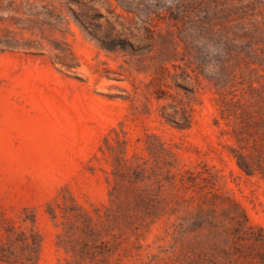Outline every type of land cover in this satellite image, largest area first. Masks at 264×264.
Instances as JSON below:
<instances>
[{
  "label": "rangeland",
  "instance_id": "obj_1",
  "mask_svg": "<svg viewBox=\"0 0 264 264\" xmlns=\"http://www.w3.org/2000/svg\"><path fill=\"white\" fill-rule=\"evenodd\" d=\"M167 6L0 0V264H264V102L222 114Z\"/></svg>",
  "mask_w": 264,
  "mask_h": 264
},
{
  "label": "trees",
  "instance_id": "obj_2",
  "mask_svg": "<svg viewBox=\"0 0 264 264\" xmlns=\"http://www.w3.org/2000/svg\"><path fill=\"white\" fill-rule=\"evenodd\" d=\"M167 3L164 18L177 28L173 35L182 44L183 56L215 88L224 107L221 113L240 110L241 114H247L249 101L257 97L264 102V85L257 91L250 86L244 88V82L239 81L242 73L251 75L264 70V0H167ZM178 23L182 28L176 26ZM199 49L205 52L210 49V59L201 57ZM236 70L242 73L237 74ZM237 156L240 169L248 176L253 175L250 162L240 154Z\"/></svg>",
  "mask_w": 264,
  "mask_h": 264
},
{
  "label": "bare ground",
  "instance_id": "obj_3",
  "mask_svg": "<svg viewBox=\"0 0 264 264\" xmlns=\"http://www.w3.org/2000/svg\"><path fill=\"white\" fill-rule=\"evenodd\" d=\"M111 41H114V42H116V43H121L120 41H118V40H111Z\"/></svg>",
  "mask_w": 264,
  "mask_h": 264
}]
</instances>
